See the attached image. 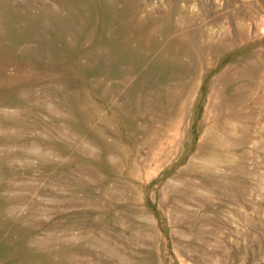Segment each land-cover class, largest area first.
<instances>
[{
  "label": "rangeland",
  "instance_id": "1",
  "mask_svg": "<svg viewBox=\"0 0 264 264\" xmlns=\"http://www.w3.org/2000/svg\"><path fill=\"white\" fill-rule=\"evenodd\" d=\"M0 264H264V0H0Z\"/></svg>",
  "mask_w": 264,
  "mask_h": 264
}]
</instances>
